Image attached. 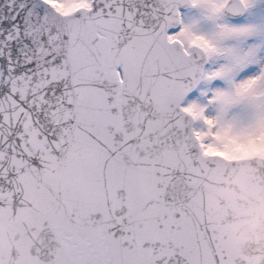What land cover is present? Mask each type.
<instances>
[{
  "label": "snow or ice",
  "instance_id": "1",
  "mask_svg": "<svg viewBox=\"0 0 264 264\" xmlns=\"http://www.w3.org/2000/svg\"><path fill=\"white\" fill-rule=\"evenodd\" d=\"M0 264H264V0H0Z\"/></svg>",
  "mask_w": 264,
  "mask_h": 264
},
{
  "label": "water",
  "instance_id": "2",
  "mask_svg": "<svg viewBox=\"0 0 264 264\" xmlns=\"http://www.w3.org/2000/svg\"><path fill=\"white\" fill-rule=\"evenodd\" d=\"M232 191L234 193V195L237 197V198H240L242 193H241V188L239 186V184L235 185L233 188H232ZM243 202V201H241Z\"/></svg>",
  "mask_w": 264,
  "mask_h": 264
}]
</instances>
